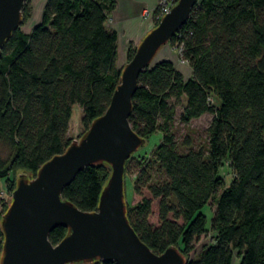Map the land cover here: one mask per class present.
Segmentation results:
<instances>
[{
	"label": "trees",
	"instance_id": "1",
	"mask_svg": "<svg viewBox=\"0 0 264 264\" xmlns=\"http://www.w3.org/2000/svg\"><path fill=\"white\" fill-rule=\"evenodd\" d=\"M117 5L47 0L28 33L22 26L33 7L26 1L20 26L0 52V141L11 150L7 159L0 155V179L10 194L19 178L33 179L74 142L68 136L73 105L84 113L80 139L108 108L123 69L118 33L107 26ZM167 45L181 49L192 76L185 80L165 59L138 78L130 124L145 142L156 132L163 139L136 163L140 199L134 206L126 202L128 220L153 252L175 247L185 264H264V0H200ZM136 49L129 47L127 63ZM179 107L184 124L212 115L207 146L195 147L189 135L177 138ZM227 161L234 172L228 185L219 174ZM111 171L106 162L86 166L64 188L63 199L97 210ZM2 201L1 252L2 220L12 199L3 200L0 187ZM155 201L157 224L150 221ZM212 201L208 223L204 208ZM68 233L57 226L49 240L57 245ZM210 234L212 241L193 256L196 243Z\"/></svg>",
	"mask_w": 264,
	"mask_h": 264
},
{
	"label": "water",
	"instance_id": "2",
	"mask_svg": "<svg viewBox=\"0 0 264 264\" xmlns=\"http://www.w3.org/2000/svg\"><path fill=\"white\" fill-rule=\"evenodd\" d=\"M27 0H0V52L22 22ZM200 0H178L138 45L123 67L110 104L86 134L42 165L33 179L19 178L2 220L5 235L0 264H74L94 260L118 264H185L175 247L157 254L140 238L127 217L124 195L126 161L145 140L129 117L142 71L155 64L160 50L188 21ZM106 162L111 175L97 210L84 211L62 193L86 166ZM69 228L57 245L49 234Z\"/></svg>",
	"mask_w": 264,
	"mask_h": 264
},
{
	"label": "rangeland",
	"instance_id": "3",
	"mask_svg": "<svg viewBox=\"0 0 264 264\" xmlns=\"http://www.w3.org/2000/svg\"><path fill=\"white\" fill-rule=\"evenodd\" d=\"M33 2L35 3V0H31L32 7H33ZM156 8H158V5ZM156 8L154 9L155 11H156ZM158 11H159V8L156 11V13H158ZM143 17L145 19H150V22H151L150 30L155 28L161 20V19L158 20L155 16H153V14L148 15L146 12L143 13ZM36 18L37 16H35V13L33 15V11H32V16L30 20L26 24H24V26H22V30L28 33L31 32L32 28L39 22L36 20ZM179 50L180 49L174 48L171 45H165V47H163L158 53L155 60L161 57L162 55L165 58H170L171 59L170 61L174 63L176 68L179 71L182 70L185 73V75H187V73L190 70L189 68L190 65L187 61L181 58L180 56L181 54L179 53ZM185 69L187 70L185 71ZM182 111H183L182 107L177 108L176 120L174 124V131L176 133L177 138L180 141H182L186 136L189 135L193 139V143L195 147H199L201 145L207 146L206 129L208 125L210 124L212 115L206 114L202 116L200 119H195V120H192L188 124H184L180 121V116L182 114ZM83 116H84V113H83L82 107L78 104L73 105L68 136L72 138L74 141H79L80 135L84 132V126L82 124ZM162 139H163V134L161 132H156L155 134H153L149 138V140H147V142H145L141 147L138 148V150L134 153V158L130 161L131 162L130 169L125 172V176H124V195H125V201L131 206H134L140 199V197L136 195L135 190H134V181L136 177V173L134 169L136 167V163L138 161H141L144 158H147L152 152V150L161 143ZM10 154H11L10 148H8L5 144H3L0 141V155L4 159H7L10 156ZM21 174L22 172H20L18 175H21ZM219 174L224 179L226 185L231 183L232 177L234 176V172L230 166V162L228 161L225 162ZM0 187H1L2 199L5 201L9 199L11 200L12 196L6 187L5 179H0ZM214 209H215L214 201H212L209 206L204 208V212L208 216V223H210ZM2 212H3V201L0 203V214H2ZM150 221L154 224L158 223L157 202L156 201H155L154 212L152 216L150 217ZM211 241H212L211 234L202 236L201 239L196 243L195 254L193 256H196L199 252H201V250L206 245H208ZM1 255H2V252L0 251V261H1ZM81 264H90V263H81Z\"/></svg>",
	"mask_w": 264,
	"mask_h": 264
},
{
	"label": "crops",
	"instance_id": "4",
	"mask_svg": "<svg viewBox=\"0 0 264 264\" xmlns=\"http://www.w3.org/2000/svg\"><path fill=\"white\" fill-rule=\"evenodd\" d=\"M45 1L47 0H35V3L33 2V15L35 13L37 21L41 20ZM158 2L159 0H118L117 8L112 13L107 26L118 33L117 65L119 68L127 64V51L129 47L131 45L138 46L151 29L150 19H145L143 13L153 11L157 7ZM165 59L171 60L162 55L155 60V63ZM189 68L190 70L187 75L180 70L185 80L192 76V69L190 66Z\"/></svg>",
	"mask_w": 264,
	"mask_h": 264
},
{
	"label": "built area",
	"instance_id": "5",
	"mask_svg": "<svg viewBox=\"0 0 264 264\" xmlns=\"http://www.w3.org/2000/svg\"><path fill=\"white\" fill-rule=\"evenodd\" d=\"M178 0H160L158 4L159 11L156 13L155 10L153 11H146V13L153 14L158 20L162 19L167 13L170 12L171 8L177 3ZM156 13V14H155ZM181 49L179 50V53Z\"/></svg>",
	"mask_w": 264,
	"mask_h": 264
}]
</instances>
